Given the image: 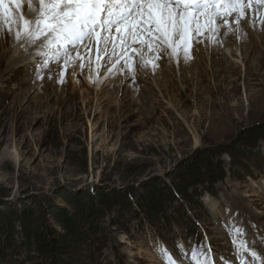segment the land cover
Returning <instances> with one entry per match:
<instances>
[{
	"label": "rangeland",
	"instance_id": "374dc122",
	"mask_svg": "<svg viewBox=\"0 0 264 264\" xmlns=\"http://www.w3.org/2000/svg\"><path fill=\"white\" fill-rule=\"evenodd\" d=\"M247 12L239 25L229 18L230 29L219 21L226 42L216 50L205 33L191 59L160 53L154 72L132 53L134 80L123 63L109 76L112 64L104 60L97 84L90 81L94 52L89 63L83 47L73 50L66 65L63 57L53 60L37 78L33 57L19 44L15 56L14 39L0 29V264H49L20 221L40 218L59 229L49 206L98 210L102 188L118 204L94 222L85 250L60 264H165L160 242L180 264H193L192 246L205 242V233L214 264L220 257L240 264L229 221L244 229L251 250L264 253V63H257L264 26L256 29L258 19ZM238 31L241 40L248 35L244 45L235 40ZM223 46L243 47L235 73L218 54ZM202 153L221 177L206 176L210 181L179 195L170 177Z\"/></svg>",
	"mask_w": 264,
	"mask_h": 264
},
{
	"label": "snow or ice",
	"instance_id": "6c2138e0",
	"mask_svg": "<svg viewBox=\"0 0 264 264\" xmlns=\"http://www.w3.org/2000/svg\"><path fill=\"white\" fill-rule=\"evenodd\" d=\"M23 3L24 0H0V29L33 57L37 78H42V71L53 60L63 57L66 65L73 59L70 53L83 47L89 63L94 52L97 66L107 60L112 71L123 63L134 80L132 53L139 56L141 67L150 66L154 72L160 53L176 57L182 52L188 60L192 45L203 42L205 33L210 42L214 41L222 26L219 21L230 29L229 18L239 25L248 10L264 26V15H259L264 0H28L27 13L22 10ZM145 49L153 54L151 59ZM76 58L83 69L84 57L79 51ZM60 76L59 82L63 83V71ZM225 227L240 264H264V253L251 250L241 239L245 235L242 227L234 221ZM206 241L205 233V242L193 244V264H214L211 245ZM177 248L187 259L183 242H178ZM157 252L165 264H180L163 242ZM245 254L251 256V262L245 260ZM220 261L229 264L224 257Z\"/></svg>",
	"mask_w": 264,
	"mask_h": 264
},
{
	"label": "trees",
	"instance_id": "16d2710c",
	"mask_svg": "<svg viewBox=\"0 0 264 264\" xmlns=\"http://www.w3.org/2000/svg\"><path fill=\"white\" fill-rule=\"evenodd\" d=\"M211 159L210 154L202 153L194 161L178 169L170 177L173 187L171 189L179 195L187 196L189 188L202 186L206 181H216L215 178L221 177L222 171L220 167L214 166ZM206 176L211 179H205ZM97 194L100 195V207L91 212L76 206L73 202L72 206L68 203L70 209L49 206L48 213L56 221L59 229L52 228L48 222L40 218L37 221L29 218L20 221L27 241L42 244L37 249L41 258L50 259L49 264H60V257L71 260L78 256L80 251L85 250V245L90 239L89 234L94 231V222L103 217V210L111 209L118 204L112 193L106 189H98ZM89 208H94L93 204Z\"/></svg>",
	"mask_w": 264,
	"mask_h": 264
},
{
	"label": "bare ground",
	"instance_id": "6f19581e",
	"mask_svg": "<svg viewBox=\"0 0 264 264\" xmlns=\"http://www.w3.org/2000/svg\"><path fill=\"white\" fill-rule=\"evenodd\" d=\"M27 2H28V0H24V3H23V6H25V8H26V11H25V13H27ZM34 2H35V0H34ZM247 13H251L250 11H248ZM27 18V17H26ZM241 23V22H240ZM260 26V20L258 19V24H257V26H256V29H257V27H259ZM236 31V30H235ZM240 34H241V32H240ZM239 34V31L238 32H236L235 33V35H234V37H235V40H237V39H239V42H240V44L239 45H244L243 43L246 41V39H247V37H248V35L246 36L245 35V37H244V39L243 40H241V38H239L240 35ZM262 34V33H261ZM260 34V35H261ZM264 35V34H263ZM216 37H218V39L216 40V39H214V43H212V42H210L209 41V39H208V35H207V41L208 42H210V46H212L211 44H214V46H213V48H211V49H213V50H216L217 49V47L219 46V47H221L220 46V44L219 43H221V40L222 41H224V42H226V39L225 40H223V37L222 36H220V35H218V34H216ZM231 37V36H230ZM4 38L5 39H7V34H6V32L4 31ZM262 41V40H261ZM224 42H222L221 44H223ZM256 42V41H255ZM17 45H18V43L15 41V40H13V43H12V48H13V52H14V54H15V56H20L21 55V53H22V49L20 48V47H17ZM260 46H262V45H260ZM255 47V46H254ZM23 48V47H22ZM243 48V47H242ZM242 48H241V46L240 47H236V48H225L224 46H223V48L220 50V52L218 53V54H220V55H222L223 56V58H226V60H229V62H231V65L229 66V69H228V71L230 72V73H235L233 70H234V68H233V65H241V64H243V63H241V53H242ZM262 48H263V46H262ZM255 49H257V48H255ZM263 50H264V48H263ZM218 51V50H217ZM252 52V51H251ZM255 52V51H254ZM213 53V52H212ZM215 53V52H214ZM26 54H28V53H26ZM29 55V54H28ZM196 55H197V53H196ZM213 55V54H212ZM211 55V56H212ZM30 56V55H29ZM28 56V57H29ZM138 57V56H137ZM136 57V58H137ZM260 57V56H259ZM212 58V57H211ZM210 58V59H211ZM137 59H139L140 60V58L138 57ZM29 62H32V63H34V61H33V59H31L30 60V58H29ZM114 62V61H113ZM135 62V61H134ZM257 63H258V67L260 68V69H262L261 67L263 66V63H264V57H260V58H258L257 59ZM133 66L136 68L137 66H139L138 65V63L137 62H135V63H133ZM98 67L99 66H96L95 68L93 67V71L91 72V79H90V81H93V83H95V84H97L98 82H99V78L97 77V72H98ZM147 68H149L150 70H152L151 69V67L149 66V67H147ZM109 69V68H108ZM255 71H257V68H255L254 69ZM110 72V71H109ZM250 73H251V71H249L248 72V74L250 75ZM112 75V73L110 72V74H109V76H111ZM201 78V77H200ZM200 82V81H199ZM199 82L196 84V90L197 89H199L200 87V84H199ZM185 89V88H184ZM186 90V89H185ZM196 146H198V145H196ZM246 241V240H245ZM247 242V241H246ZM247 246H249L248 245V243H247ZM263 249V248H262ZM260 252V251H259Z\"/></svg>",
	"mask_w": 264,
	"mask_h": 264
}]
</instances>
